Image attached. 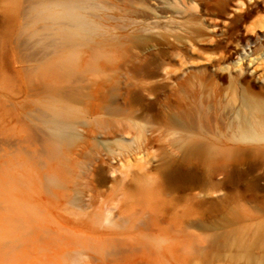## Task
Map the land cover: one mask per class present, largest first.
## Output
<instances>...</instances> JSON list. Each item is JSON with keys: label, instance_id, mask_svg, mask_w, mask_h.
I'll return each instance as SVG.
<instances>
[{"label": "rangeland", "instance_id": "1", "mask_svg": "<svg viewBox=\"0 0 264 264\" xmlns=\"http://www.w3.org/2000/svg\"><path fill=\"white\" fill-rule=\"evenodd\" d=\"M17 1L0 0V189L36 222L0 215L14 264H264V136L237 129L241 96L264 102V0H82L94 30L69 81L43 72L68 50L17 37L54 27ZM46 107L76 133L57 157L29 138ZM128 240L142 245L103 246Z\"/></svg>", "mask_w": 264, "mask_h": 264}, {"label": "bare ground", "instance_id": "2", "mask_svg": "<svg viewBox=\"0 0 264 264\" xmlns=\"http://www.w3.org/2000/svg\"><path fill=\"white\" fill-rule=\"evenodd\" d=\"M15 3L16 10L22 8L19 1L15 0ZM85 6L86 3L82 0H37L35 5H32L28 10L29 23L34 20L49 21L54 24V27L44 26L41 30H34L28 28V26H19L17 37L32 42L33 47L40 50L44 57H47L51 53L68 50L66 56L61 57L57 61L47 62L44 67V74H51L65 81L70 80L74 73L73 61L76 57L74 49L76 46L85 44L88 36L94 30L93 26L88 22L87 17L81 12V9ZM54 8H56V10H54ZM241 9L239 8V11ZM244 16V14H241L240 19ZM258 27L263 29L264 24ZM262 38L264 39V35H262ZM249 53V45L244 46L240 51L234 53L236 55V62L234 65L235 71H242L241 61L246 58ZM241 105L247 110V114L240 119L237 127L238 131L241 132L242 136L246 134L253 137L264 136L260 124V121L264 120V102L256 101L249 95L244 94L241 96ZM34 121V124L29 127V138L33 139L39 135L45 152L51 157H57L61 144L70 142L76 137L73 125L67 122L62 114L53 108L46 107L36 111ZM177 121L179 124L186 127L194 125L195 123L193 117L190 115H181L178 117ZM184 147V150L190 151L195 147V141H188ZM63 170L64 166L59 170L47 171L45 173L46 186L53 187L63 183L61 178L64 172ZM65 172L68 173V169H66ZM11 197H13L12 194L11 196H9V194L6 195L3 189H0V215L11 214L18 221L17 226H19L23 232H26V229H29L28 225L36 222V214L33 210L26 208ZM44 238L47 239V236H44ZM217 241L218 237H214L212 240L213 243ZM17 245L19 244L15 245L13 242L7 241L6 239L1 240L0 261L14 264V257L10 255L9 252H11L13 248L15 249ZM141 245L142 243L140 242H129L128 240L107 241L103 246L105 250L117 253L126 248L132 250L134 248L137 249V247Z\"/></svg>", "mask_w": 264, "mask_h": 264}]
</instances>
